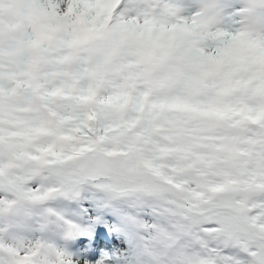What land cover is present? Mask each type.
<instances>
[{
	"label": "snow or ice",
	"instance_id": "6c2138e0",
	"mask_svg": "<svg viewBox=\"0 0 264 264\" xmlns=\"http://www.w3.org/2000/svg\"><path fill=\"white\" fill-rule=\"evenodd\" d=\"M0 264H264V0H0Z\"/></svg>",
	"mask_w": 264,
	"mask_h": 264
}]
</instances>
